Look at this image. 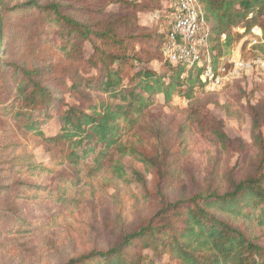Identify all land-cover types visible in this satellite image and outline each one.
<instances>
[{
    "label": "trees",
    "instance_id": "16d2710c",
    "mask_svg": "<svg viewBox=\"0 0 264 264\" xmlns=\"http://www.w3.org/2000/svg\"><path fill=\"white\" fill-rule=\"evenodd\" d=\"M172 2L107 0L101 8L90 9V18L70 11L61 0H1L0 118L18 122L23 132L36 137L51 162L76 168L81 182L85 172L93 176L109 171L135 183L143 194L148 192L145 166L155 160L139 150L134 138L153 108H174V97L184 96L189 100L182 109L188 125H197L211 143L233 142L224 121L209 108L215 105L236 116L217 98L226 88L210 92L200 67L163 60ZM200 2L211 27L215 62L223 47L228 53L255 26L264 38V0ZM149 12L157 17L152 25H143L140 13ZM97 13L107 16L104 23L103 17H94ZM37 25L48 41L55 39L56 51L69 60H81L95 74L86 79L72 75L73 84L64 89L65 80L52 75L53 64L35 57L39 46L32 40ZM253 46L264 53V44ZM156 61L162 71L152 66ZM80 86L87 93L86 107L67 101L66 93ZM53 123L57 130L49 134ZM48 169L33 153L13 157L0 166V200L13 195L16 182L24 185L20 178H12L14 174ZM8 209L0 206L1 213ZM65 264H264V156L256 174L232 178L226 189L208 187L174 200L162 194L159 207L143 223L118 232L107 247H94Z\"/></svg>",
    "mask_w": 264,
    "mask_h": 264
},
{
    "label": "rangeland",
    "instance_id": "374dc122",
    "mask_svg": "<svg viewBox=\"0 0 264 264\" xmlns=\"http://www.w3.org/2000/svg\"><path fill=\"white\" fill-rule=\"evenodd\" d=\"M61 1L70 6V11L78 10L91 18L90 9L101 8L107 0ZM14 17L30 20L21 14ZM94 17H103L102 23L107 19L98 13ZM154 17L152 12L140 13V23L152 25ZM37 28L38 25L32 40L39 46L35 57L41 63L53 64L52 75L57 81L65 80L64 89L73 84L72 75L86 79L95 74L81 60H69L56 51L55 39L48 41L44 31L37 32ZM259 34L262 29L253 27L228 53L223 47L222 54L241 48L246 58L264 55L258 46H253L264 44L263 35ZM254 39L258 42L250 45ZM245 41L247 45L243 47ZM87 47L86 55L91 51ZM160 64L156 61L152 66L162 71ZM239 84L217 93L220 102L236 116L209 105L213 115L224 121V130L233 141L228 145L211 143L198 132L197 125H188L182 109L189 100L184 96L174 97V108L157 106L150 110L134 138L139 150L155 160L145 166L147 194L141 193L135 183L120 180L109 171L93 176L85 172L81 182L76 168L51 162L36 137L23 132L18 122L0 118V166H6L15 156L23 158L33 153L49 168L35 174L30 170L22 175L14 174L12 178H20L24 185L16 182L11 190L13 195L0 200V206L10 209L3 213L0 210V264H65L94 247H107L118 232L143 223L159 207L162 194L174 200L208 187L223 190L232 178L238 180L256 174L264 156V78L247 79ZM85 93V88L80 86L75 92L66 93L67 101L86 107L89 102ZM56 130L55 123L47 128L49 134Z\"/></svg>",
    "mask_w": 264,
    "mask_h": 264
},
{
    "label": "built area",
    "instance_id": "2783aa9c",
    "mask_svg": "<svg viewBox=\"0 0 264 264\" xmlns=\"http://www.w3.org/2000/svg\"><path fill=\"white\" fill-rule=\"evenodd\" d=\"M171 7L174 10L173 20L162 47L164 61L200 67L201 79L210 92L221 91L236 82L245 83L247 79L263 80L264 55L246 58L241 54L242 49L238 48L220 56L215 62L217 51L213 48L211 27L200 0H173ZM221 38L226 39V34H222ZM256 42L258 40L254 39L250 45Z\"/></svg>",
    "mask_w": 264,
    "mask_h": 264
},
{
    "label": "water",
    "instance_id": "95a60500",
    "mask_svg": "<svg viewBox=\"0 0 264 264\" xmlns=\"http://www.w3.org/2000/svg\"><path fill=\"white\" fill-rule=\"evenodd\" d=\"M2 9H1V0H0V46H1V42H2Z\"/></svg>",
    "mask_w": 264,
    "mask_h": 264
},
{
    "label": "crops",
    "instance_id": "0c3cea01",
    "mask_svg": "<svg viewBox=\"0 0 264 264\" xmlns=\"http://www.w3.org/2000/svg\"><path fill=\"white\" fill-rule=\"evenodd\" d=\"M154 15H155V17H154V19H153V22L155 21V18L157 17V15H156V14H154ZM153 22H152V23H153ZM146 25H150V24H146Z\"/></svg>",
    "mask_w": 264,
    "mask_h": 264
}]
</instances>
